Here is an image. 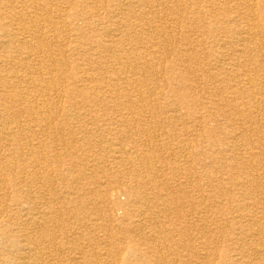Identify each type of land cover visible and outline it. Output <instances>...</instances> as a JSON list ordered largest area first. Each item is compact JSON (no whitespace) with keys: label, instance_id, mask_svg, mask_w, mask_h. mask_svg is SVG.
<instances>
[{"label":"bare ground","instance_id":"6f19581e","mask_svg":"<svg viewBox=\"0 0 264 264\" xmlns=\"http://www.w3.org/2000/svg\"><path fill=\"white\" fill-rule=\"evenodd\" d=\"M55 1L56 0H35V2L33 0H0V150H2V153H0V163L11 160L14 161L16 159L22 161L27 153H32V151L35 150L29 143H26L28 138L25 132L30 130V126L23 129L22 125L15 122V118L18 115L6 116L4 114L9 113L15 108L19 110L30 108L31 112L26 115L27 119H30L34 123V126H39V124H41L42 130L45 127L42 119H40L43 118L44 114H40V112L43 111L42 108H46L47 105L51 104L47 103L49 99L47 94L54 92V89H52L53 81L50 80L49 82H45L46 84L42 83V81H46L44 76L51 77L52 73L55 72V60L51 52L46 49V41H52L49 39L48 34L56 31H51L52 29L49 28L52 25L51 18L57 17L55 14L60 10L58 3L54 5ZM104 1L108 0H85L82 2V10L95 6L94 9L98 11L96 4L99 5ZM152 1L153 0H113L114 4H108L104 7L105 11L111 9V11H109V17H111L115 9H118L120 13L115 14L113 18L111 17L112 21H107L109 27L105 28H110L111 26L113 29L110 28L106 30L107 37L101 41V51H95V55L98 58L103 59L105 57V59H101L93 69L99 72L104 66L110 64L112 66V71L109 72L106 71L107 69H104L106 72L100 73L97 77L87 74L83 79L78 80V82L86 83L88 81V84H93L91 93L98 92L102 94L101 99L98 100L99 102L112 104L114 106L123 105L125 103H132L130 97L136 94L137 98H139L137 99L138 102H145L143 101V94L138 95L139 92L137 91L136 93L132 91V89H137L139 87V84L142 82L140 77H144L143 74L146 72L145 70L150 67L147 66L149 60H145L147 55L155 59L154 53L149 54V49L156 48L159 45L148 39H151L154 34H159L160 31L162 32V30L165 29L162 24L154 26V21H145L148 18V13L142 11V9L147 5H152ZM203 1L204 0H192L187 7L192 8L193 6H198ZM205 2L206 3L203 4L202 7H198L200 9L196 11V13L206 16L207 14L215 12L218 16L216 18H223L221 23L223 32L225 33L226 30L232 32L233 35H236V41L232 42L225 39L226 36H221V38H218L216 41L213 40L210 42V49H207V52L216 55L217 61L214 59L212 63L209 62L203 67V70L209 73V76L213 80L209 86L217 91L214 96L216 98L217 95L221 96L218 102L215 103L214 101L213 106L221 109L229 107V111L231 112L230 115L223 112L219 120L227 122V127L231 129L227 134L228 136L226 135L231 141L226 147V151L230 153L227 157V161L230 160L231 163L225 164L226 166H224L222 170V168L214 165L217 161L215 157L217 155L214 156L212 154L206 155L201 159L200 163L203 168L202 175L209 179L214 178L219 181L218 186L209 185V194H212L211 192H222L221 194H226L227 192L235 191L233 197L222 198L219 201V199H215L213 194L211 196L205 194L201 197L204 206L197 211L198 216L195 226L198 227V232L195 238L190 235H184V238L175 236L176 232V234H181L182 230H186L184 229L185 227L182 228L183 225H181L182 223H186V221H184L185 216L182 215L184 208L183 204L180 205V203H178L179 198L170 194L163 195L154 189L145 192V187L150 183L149 176H147L150 167H146L150 162V158L132 151L134 156L131 158L126 157L122 162L124 166L129 167V169L136 168L134 172L137 174V177H140V180L136 182L137 179L133 177L136 179L135 186L127 187V191L132 194L133 198L126 203L122 210L121 217L125 220V226L122 227V230H124L122 235H131L129 238L132 241L131 243L127 242L125 247L122 246L121 251L123 250L126 253L125 255L121 256L119 251L107 245V249H99L98 251H95L94 248L85 250V248L80 247L79 242L81 241L82 243V239L87 241L89 245L87 244L88 246H86L88 248H91V243L97 245L99 241L92 236V232L101 228L99 223H97L101 218H97L95 214V212L100 211L99 208H97L99 206L98 203H86L90 208L88 209L87 217L82 220V217L79 215H83V212L80 211L75 204L74 207H64L66 213L62 215L59 214L57 210L56 212L59 214L58 217L63 215H68V217L66 219L62 218L61 225H57L52 217L49 221L46 219L54 227L51 231L39 218L34 220L31 216V210H29V207H27L29 205L25 201L29 193H27V191L23 193L21 189L20 191H12V194L15 195V197L12 198V203L2 208L3 211H6L8 218H10L11 215L13 217V222L9 227L10 231H0V238L3 240L7 239L10 243L18 242L19 246L16 252L3 246L0 250V256L7 255L12 258L16 257V260L13 261L12 264H85L87 261L92 260V258L95 259L96 264H139L140 260H145V264H225V260L228 264H264V188L259 189V183H264V141L260 143V140H264V0H205ZM161 4L163 5L164 3ZM229 4H231V6ZM156 7H158V5H156ZM53 8H57L58 10H54ZM135 8L139 9V11L135 10ZM76 11L77 9L75 12ZM92 14H89V16ZM260 18L262 20H260ZM84 20L88 22L86 17ZM92 22H95L97 26L103 25V22L98 19ZM68 25L69 27L75 25L74 20H70ZM136 37H140V42ZM162 38L160 39L162 40ZM163 41V46L167 47V41L164 39ZM227 46L231 48L230 54H226L225 51H223ZM187 58L189 60L193 58L197 60L198 56H188ZM188 59L186 60L188 61ZM143 60L145 61L142 64L141 61ZM41 64L47 66L44 70V74L39 73L37 70V66ZM189 71L191 70L189 69ZM24 83H26L25 87ZM117 88L121 90L119 94L113 92ZM22 89L28 90V92L29 90H33L34 93L40 94L42 99H40L39 102L38 99H33L35 101L29 100L22 96ZM131 91L134 93L133 95H130ZM150 96L152 98L153 95L150 94ZM48 108L47 110H49ZM192 116H194L193 113ZM231 116L234 117L231 118ZM239 121L241 125H244V127L240 126V129H242L243 132L247 131V134L243 136H239L238 133L233 130L234 126L238 125ZM32 122H30V124ZM48 128L49 126L47 124V131ZM135 137L137 136L135 135ZM54 138L56 137L54 136ZM209 138H212V136ZM36 139H38V137ZM252 140L255 142L257 141V143L249 146V148H246L241 142L244 141L250 145V143L254 142ZM2 141H4L5 144L4 142L2 144ZM232 142L236 143L233 145ZM211 143L215 144L216 140H212ZM119 144L121 145V143H118V145ZM169 154L172 156L171 152ZM173 158L174 157H172V159ZM159 159L162 161L161 158ZM153 160L155 161V159ZM119 163L121 162L119 161ZM155 163L157 162L151 164L154 165ZM183 163L185 162L183 161ZM156 165H158V163ZM35 167L36 166L33 168ZM154 168L157 169L155 166ZM27 170V166L22 162L20 164H15L13 171L16 172V175L19 174V178L17 181H12V184H24L26 182V180H24V175H27ZM38 172H40L39 169L32 174L38 177ZM91 175L92 174L89 176ZM133 178L131 179L133 180ZM73 181H78V179ZM122 181L125 180L122 179ZM262 186L264 187V185H261V187ZM2 190L4 191L1 181L0 191ZM180 192L182 193V191ZM2 197L4 200V196ZM41 205V207H43V204ZM234 207L237 211L233 213L232 208ZM108 209L109 208H107V211ZM226 209L233 214H230V217H226L225 222L222 219H219L220 223L212 220L218 213ZM2 210L0 208V212H2ZM12 210H14V212H12ZM51 212L52 211L49 210L48 213L50 214ZM23 215L25 216L24 219L22 218ZM110 218L111 210L108 211L104 219L110 221ZM1 223L0 221V224ZM208 223L210 226H208ZM229 224L233 225L231 229L232 236L227 239L229 244H227L225 248L219 249L216 238H210L205 234V231L207 229L210 230L209 228L211 227V230H222L224 227L229 226ZM192 225L194 224L192 223ZM32 226H38V229H40L39 231H49L44 233L42 238L38 236L37 239H32ZM54 230L55 232H53ZM58 230L60 231L58 232ZM50 231L51 233H49ZM106 238L107 237H105V240ZM248 239L255 240L254 242L256 244L253 245L252 248H247L249 243H247ZM105 240L102 241L104 242ZM191 241L196 244V247L188 243L186 244V242L190 243ZM190 247L195 250L193 254L189 252V249H191ZM170 254L175 257L173 260L165 258L169 257ZM212 258L218 259L219 261L213 262L211 260ZM101 259L105 262H99Z\"/></svg>","mask_w":264,"mask_h":264},{"label":"rangeland","instance_id":"374dc122","mask_svg":"<svg viewBox=\"0 0 264 264\" xmlns=\"http://www.w3.org/2000/svg\"><path fill=\"white\" fill-rule=\"evenodd\" d=\"M33 1L35 2V0ZM84 1L85 0H56L54 3V5L58 3L60 10L53 8L54 10H58L57 14H55L57 17L51 18L52 25L49 28L52 29L51 31H56L50 32L52 36L48 34V37L54 43L47 40L46 49L51 52L55 60V72L52 73V78L44 76L46 81H42V83L49 82L50 80L53 81V86H51L54 92L47 94L49 97L47 103L51 104L47 105L46 108H42L43 111L40 112V114H44L43 118L40 119H42L46 131L44 128L42 130L41 124H39V126H34V123L30 119H27L26 115L31 112L30 108L26 110L15 108L9 113L4 114L6 116L18 115L15 118V122L22 125L23 129L30 126V130L25 132L28 138L26 143H29L35 149L32 153L36 152L33 154L27 153L22 161L19 159L13 161L10 159L11 161L0 163V182L2 181L4 189V191H0V208L2 210L4 206H9L12 203V198L15 197L12 191H20L21 189L23 193L27 191L29 194L25 201L29 205L27 207L31 210V216L34 220L39 218L41 222H44L46 227L52 231L54 227L48 222L49 219L51 217L54 218V222L59 225L62 218L66 219L68 217V215H65L66 217L64 215V217H58L59 214L62 215L66 213L65 208L67 206L74 207L76 205L78 209L83 212V215H79L82 217V220L87 217L88 209L90 208L86 203H98L99 206L97 208H99L100 213L95 212V214L97 218H101L97 222L101 228L92 232V236L99 241L97 245L91 243V248H88L87 246L89 244L85 239H82V243L81 241L79 242L80 247L85 248V250L94 248L95 251H98L99 249L105 250L108 246L119 251L121 256H123L126 253L123 250L121 251L122 246L125 247L127 242L131 243L132 241L129 238L131 235H122V232H124L122 227L125 226V220L121 217L122 210L126 203L133 198L132 194L127 191V187L135 186V180L137 179L136 182H138L140 177H137V174L134 172L136 168L129 169V167L124 166L122 160L124 161L126 157L131 158L134 156V153H136L150 158L149 164L146 165V167H150L149 172H147L150 183L145 187V192L154 189L163 195L170 194L179 198L178 203H180V205L183 204L184 208L182 207V215L185 216L184 221H186V223H182L181 225H183L182 228L185 227L184 229L186 230H182L181 234H176V232L175 236L184 238V235H190L195 238L198 232V227L195 226L198 216L197 211L204 206L201 197L205 194H209V185H219L217 179H209L202 175L203 168L200 161L206 155L212 154L214 156L217 155L215 156L217 161L214 165L222 168V170L223 167L226 166L225 164L231 163L230 160L227 161V157L230 153L226 151L227 145L231 143L227 138V134L231 129L227 127V122L219 121L223 112L227 115H230L231 112L229 111V107L221 109L213 106L214 101L215 103L218 102L221 96L217 95V98L214 96L217 91L209 86L213 80L209 76V73L203 70V67L209 62L212 63L214 59L217 61L216 55L207 52V49H210V42L213 40L216 41L218 38H221V36H226L225 39L234 42L236 41V35H233L232 32H228L227 30L225 33L223 32L221 29L223 18H216L218 16L215 12L207 14L206 16L196 13V11L200 9L198 7H202L203 4L206 3L205 0L198 6H193L192 8L187 7L192 0H153V6L147 5L142 9V11L148 13V20L146 19L145 21H154V26L162 24L165 29L162 30V32L160 31V33L158 32L159 34H154L151 39H148L159 45L156 48L149 49V54L154 53L155 59L147 55L145 60H149L147 66L150 67L145 70L146 72L143 74L144 77H140L142 82L139 84V89H132V91L136 93L138 91V95L143 94V101L145 102H138L137 99L139 98H137L136 94L130 97L132 103L114 106L112 104L99 102L98 100L101 99L102 94L98 92L91 93L93 84H88V81L86 83L78 82V80L83 79L87 74L97 77L100 73L112 71V66L110 64L104 66L99 72L93 68H95L102 59L98 58L95 53L101 51V41L106 39V30L111 28V26L110 28H105L109 27L107 21L111 20V17L113 18L115 14H119L120 11L115 9L111 17H109V11H111V9L105 11V6L114 4L113 0L104 1L99 5L96 4L98 11L94 9L95 6L82 10V2ZM160 1L164 4L162 5ZM155 3L158 7H156ZM229 5L231 6V4ZM76 9L77 11L75 12ZM135 10L139 11L137 8H135ZM89 14L92 15L89 16ZM85 17L88 22L84 20ZM97 19L101 20L103 25L97 26L95 22H92ZM70 20H74L75 25L69 27L68 23ZM260 20L262 19L260 18ZM111 29H113V27ZM136 38L140 42V37ZM160 38H162V40ZM163 39L167 41L166 45L167 47L169 45L168 48L163 46ZM223 51H225L226 54H230L231 48L227 46ZM188 56H198V61L194 58L189 60L187 58ZM104 59L105 57L102 60ZM186 59H188V61ZM145 60L141 61L142 64ZM187 67L191 71H189ZM46 68L47 66L45 64L37 66V70L41 74H44ZM104 69L107 70L105 71ZM33 77L36 78L35 76ZM25 84L26 83H24V87ZM132 91L130 95L134 94ZM27 92L28 90L22 89V96L29 100L38 99L39 102L40 99H42V96L38 93H34L33 90ZM113 92L119 94L121 90L117 88ZM150 94L153 95L152 98ZM47 108L49 110H47ZM192 113L194 116H192ZM232 117L234 116H231V118ZM30 122L32 123L30 124ZM47 124L49 126L48 131ZM240 126L244 127L239 121L238 125H235L233 130H235L239 136L247 134V131L243 132ZM152 129L154 130V134ZM135 135L137 137H135ZM54 136L56 138H54ZM210 136H212V138H209ZM37 137L38 139H36ZM212 140H216V143L212 144ZM263 141L264 140H260V143ZM3 142L4 141H2V144ZM241 142L246 148L257 143V141H254L248 145V143L244 141ZM118 143H121V145H118ZM234 143L236 142H232L233 145ZM170 152L172 156L169 154ZM0 153H2V150H0ZM172 157L174 158L172 159ZM159 158H161L162 161ZM153 159H155V161ZM119 161L121 163H119ZM183 161L186 164L183 163ZM21 162L28 168L26 172L27 175H24V180H26V182L24 184H12V181H17L19 178V174L16 175V172L13 171L14 166ZM154 162H157L158 165H156L157 163L154 165L151 164ZM33 165L36 167L33 168ZM154 166L157 169H155ZM37 169L40 171L38 172V177L32 174L36 172ZM90 174L92 175L89 176ZM130 177L136 179L133 178L132 180ZM126 178H129L128 181ZM75 179H78V181L74 182L73 180ZM122 179L125 181H122ZM261 185H264V183H259V189L264 188L263 186L261 187ZM93 188H96V191ZM180 191H182V193ZM211 193L215 196L216 200L219 199L220 201L222 198L233 197L235 191L227 192L226 194H221L222 192ZM212 194L209 195L211 196ZM2 196H4V200ZM40 203L43 204V207H41L42 205ZM107 208H109L108 211L111 210L110 221L104 219L108 213ZM49 210L52 211L50 213L51 215L48 213ZM232 210L233 213L237 211L235 207L232 208ZM12 212H14V210H12ZM233 213L226 209L218 213L217 216L214 214L215 217L212 220L220 223L219 219H222L225 222L226 217H230V214ZM22 218L24 219L25 216L23 215ZM208 220L211 221L210 219ZM0 221L2 222L0 224V231L9 232V227L13 222L12 215L8 218L6 211L2 210V212H0ZM192 223L194 225H192ZM208 226H210L209 223ZM232 226V224H229V226L224 227L222 230H211V227L209 228L210 230L207 229L205 231V234L210 238H216L218 248L223 249L229 244L227 239L232 236ZM31 229L33 230H31L32 239H37L38 236L42 238L43 234L49 231H39L40 229H38V226H32ZM51 231L49 233H51ZM59 231L60 230H58V232ZM53 232H55V230ZM105 237H107L106 240ZM0 239V250L4 246L16 252L19 246L18 242L10 243L7 239ZM102 240L105 241L103 242ZM254 241L255 240L248 239L247 243H249L247 248H252V246L256 244ZM192 242L193 241L190 243L186 242V244L188 243L196 247V244ZM190 248L189 252L193 254L195 250L194 248L192 249V247ZM165 258L173 260L175 257L170 254L169 257ZM15 260L16 257L12 258L7 255L0 256V264H12ZM211 260L213 262L219 261L214 258ZM99 262L104 263L105 261L101 259ZM141 263L145 264V260H140L139 264ZM85 264H96V261L92 258V260L87 261ZM225 264H228L226 260Z\"/></svg>","mask_w":264,"mask_h":264}]
</instances>
